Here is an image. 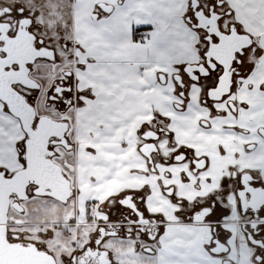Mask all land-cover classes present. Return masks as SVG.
Here are the masks:
<instances>
[{"label": "snow or ice", "instance_id": "1", "mask_svg": "<svg viewBox=\"0 0 264 264\" xmlns=\"http://www.w3.org/2000/svg\"><path fill=\"white\" fill-rule=\"evenodd\" d=\"M80 150L114 154L93 188L143 182L85 199L99 226L64 264H122L114 239L139 264H264V0H0V183L54 198L25 174Z\"/></svg>", "mask_w": 264, "mask_h": 264}, {"label": "flooded vegetation", "instance_id": "2", "mask_svg": "<svg viewBox=\"0 0 264 264\" xmlns=\"http://www.w3.org/2000/svg\"><path fill=\"white\" fill-rule=\"evenodd\" d=\"M76 160L81 162V158L77 154L57 164L44 162L39 164L34 172L28 173V175L25 174L27 175L24 177L25 183L31 179H39L41 182L51 185L53 193L59 198H64V193H62L64 188L69 186L72 191L71 196L66 201L53 197H40V200L46 202L50 199L60 203V207L56 208L60 214L55 215L54 209L49 211L47 209L46 212H49L47 218L37 223H24L19 218L23 214L15 207L21 206L23 208L22 202L17 203L15 196H9V193L17 191L15 182L13 185L6 182L0 183V206L3 205L4 200L7 198L6 194H8L7 220L5 224H0V264H64L62 257L71 254L73 241H76L75 246L79 247L80 244L87 242L95 235L99 224L96 219H92L90 216L96 215L95 209L97 206L87 205L91 208V212L85 213V216L80 218L77 216V211L69 205V200L74 193L72 178L75 173L73 172V166L76 164ZM61 172L65 173L67 179L61 176ZM13 203L15 207H13ZM64 207L68 208V211H62ZM56 217L58 220H54ZM28 227L32 228L26 230ZM9 228L15 229L17 233L27 237V239L21 240L19 243L9 242L6 235ZM36 241L40 243H34ZM117 243H119L117 239L108 243V248L115 259L121 260L122 264H139L130 255L132 253L131 245L123 244L126 246V250H122V248L116 247ZM25 244H27V247L24 246ZM44 246H46V250Z\"/></svg>", "mask_w": 264, "mask_h": 264}, {"label": "crops", "instance_id": "3", "mask_svg": "<svg viewBox=\"0 0 264 264\" xmlns=\"http://www.w3.org/2000/svg\"><path fill=\"white\" fill-rule=\"evenodd\" d=\"M82 143H88V141H82ZM202 150L205 149L204 145H198ZM214 147V146H213ZM77 155L81 158V162L76 160V164L73 166V195L69 200V205L72 206L77 211V216L82 218L85 216V199L90 195H99L100 199L106 198L112 192L118 190V188L131 184L135 186L143 182V178H132L125 179L124 181H118L113 179L111 181H104L103 183L96 185L94 188L89 180L90 176H98L103 178L110 171V167H98L95 165V161L98 159H105L112 161L114 159V154L100 152L97 156H92L91 153H85L82 150L77 152ZM120 159H129L130 162L127 166L123 167L119 171V175L127 177L128 168L139 167L142 168L144 165L142 163H136L135 156H123ZM203 236L198 235L195 241L189 242L193 248L192 255L199 256L200 249L196 246L199 239H202ZM192 264H197L196 261H193Z\"/></svg>", "mask_w": 264, "mask_h": 264}, {"label": "rangeland", "instance_id": "4", "mask_svg": "<svg viewBox=\"0 0 264 264\" xmlns=\"http://www.w3.org/2000/svg\"><path fill=\"white\" fill-rule=\"evenodd\" d=\"M50 202V203H48ZM46 202L44 200L38 199L36 202H22V206L24 208V213L22 216H19L23 220L24 223H37L40 222V220L47 218V215L49 212H46L50 209H54L55 215H59L60 212L56 209L60 207V203L50 200ZM51 204V205H50ZM62 211H68V208H65ZM13 214V213H11ZM51 217V216H50ZM54 220H58L56 217ZM32 227H28L26 230L30 229ZM239 235V234H237ZM203 238V237H202ZM118 248H122V250H126V246L117 243Z\"/></svg>", "mask_w": 264, "mask_h": 264}, {"label": "water", "instance_id": "5", "mask_svg": "<svg viewBox=\"0 0 264 264\" xmlns=\"http://www.w3.org/2000/svg\"><path fill=\"white\" fill-rule=\"evenodd\" d=\"M28 175V174H27ZM25 175V177L27 176ZM31 175V174H30ZM14 184V182L12 183V185ZM15 185L18 188L21 187V185L18 183V182H15ZM68 186V185H67ZM66 186V187H67ZM21 193H23V191L21 190ZM62 193H64V198H59L57 195L54 194V198H57L58 200H61V201H66V199L68 197L71 196L72 194V191L70 190L69 186L67 188H64ZM7 195V198L4 200V203L3 205L1 204L0 206V224H5L6 223V215H7V210H8V194ZM13 207H15L14 203H13ZM17 210H19L20 208H22L21 206L19 207H15Z\"/></svg>", "mask_w": 264, "mask_h": 264}]
</instances>
